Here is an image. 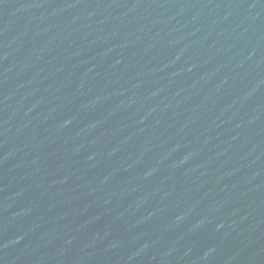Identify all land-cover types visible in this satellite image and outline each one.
<instances>
[{
    "label": "water",
    "instance_id": "1",
    "mask_svg": "<svg viewBox=\"0 0 264 264\" xmlns=\"http://www.w3.org/2000/svg\"><path fill=\"white\" fill-rule=\"evenodd\" d=\"M0 264H264V0H0Z\"/></svg>",
    "mask_w": 264,
    "mask_h": 264
}]
</instances>
